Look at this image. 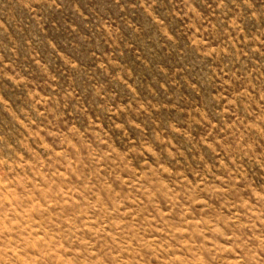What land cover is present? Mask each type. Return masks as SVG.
Returning <instances> with one entry per match:
<instances>
[{
  "label": "rangeland",
  "instance_id": "rangeland-1",
  "mask_svg": "<svg viewBox=\"0 0 264 264\" xmlns=\"http://www.w3.org/2000/svg\"><path fill=\"white\" fill-rule=\"evenodd\" d=\"M0 264H264V0H0Z\"/></svg>",
  "mask_w": 264,
  "mask_h": 264
}]
</instances>
